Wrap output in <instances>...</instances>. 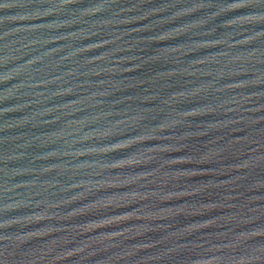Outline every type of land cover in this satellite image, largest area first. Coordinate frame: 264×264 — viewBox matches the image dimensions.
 I'll return each instance as SVG.
<instances>
[{
	"label": "water",
	"instance_id": "obj_1",
	"mask_svg": "<svg viewBox=\"0 0 264 264\" xmlns=\"http://www.w3.org/2000/svg\"><path fill=\"white\" fill-rule=\"evenodd\" d=\"M0 264H264V0H0Z\"/></svg>",
	"mask_w": 264,
	"mask_h": 264
}]
</instances>
